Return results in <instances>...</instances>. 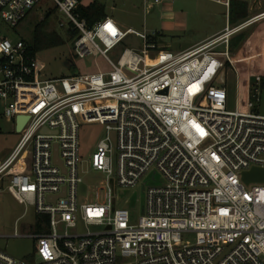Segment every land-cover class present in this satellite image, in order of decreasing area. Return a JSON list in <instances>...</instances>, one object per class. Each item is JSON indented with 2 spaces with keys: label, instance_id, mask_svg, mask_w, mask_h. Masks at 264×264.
I'll return each instance as SVG.
<instances>
[{
  "label": "built area",
  "instance_id": "1",
  "mask_svg": "<svg viewBox=\"0 0 264 264\" xmlns=\"http://www.w3.org/2000/svg\"><path fill=\"white\" fill-rule=\"evenodd\" d=\"M40 1L0 0V19L16 26ZM53 1L78 32L73 56L101 54L110 68L40 79L27 42L0 35V118L16 128L18 117H28L0 161V192L48 215L47 229L32 234L33 259L0 249V264H264V182L242 179L264 168L263 78L251 82L248 110L240 106L239 75L236 106L228 108L225 78L235 67L232 38L264 20V10L232 22V0H214L227 7L225 26L173 51L159 30L125 28L109 15L90 24L77 12L79 0ZM143 1L147 9L175 0ZM130 34L140 47L125 45ZM84 121L106 129L88 164L106 176L95 186L103 202L79 195ZM141 183L145 202L133 219L134 202L116 203L114 189Z\"/></svg>",
  "mask_w": 264,
  "mask_h": 264
},
{
  "label": "rangeland",
  "instance_id": "2",
  "mask_svg": "<svg viewBox=\"0 0 264 264\" xmlns=\"http://www.w3.org/2000/svg\"><path fill=\"white\" fill-rule=\"evenodd\" d=\"M92 1L102 4L106 13L114 17L125 28L132 27L140 31L147 29L149 32L159 30L161 32L159 42L173 51L190 47V45L222 29L227 22V7L214 0H175L172 7L169 8L159 5L147 9L143 0H82V3L87 5ZM247 1L249 15L264 10V0ZM49 12V25L45 30L49 33L57 32L64 42L37 53L40 79L110 68L101 54L89 55L86 58L73 56V41L69 32L68 19L59 11L53 0H41L16 26L0 19V35H6L12 40L23 38L30 42L34 37L35 25ZM61 22H64V25H61ZM261 22L263 20L240 32L245 34L244 38L239 40L235 48H230L232 65L237 69L235 67L225 69L226 83L232 93L229 95L228 108L232 109L236 106V94L234 93L236 76L239 75L242 81L240 106L243 110H248L252 81L248 79V72L245 68H249L255 73L264 70V34H259V30L262 29ZM125 42L127 47H140L142 44L141 39L133 34H130ZM109 55L115 58L113 52ZM258 111L264 114V82H262V98ZM105 133V126L97 121L81 123L79 130L80 153L87 169V172L83 173L84 182L79 186L81 202L104 201V190H99L97 200L95 189L100 185V179L104 180L106 176L102 171L94 169L91 165L89 167L88 164L91 162L98 140ZM20 136L21 133L15 128L12 119L0 118V161L13 150ZM31 149L32 146H28L23 152V162L30 159ZM24 167L26 169L28 166L24 165ZM149 180L150 177L145 178L146 186L150 184ZM146 186L141 183L136 187L123 190L114 189L117 196L116 203H126V198L134 202L133 219H137L142 212ZM121 195L124 197L122 198ZM36 214L34 207L26 208L8 190H2L0 192V249L20 259L27 258L32 254L35 250V238L32 234L37 232ZM80 227L79 225V230L85 229ZM91 229H97V227ZM15 231L18 232V235L15 234Z\"/></svg>",
  "mask_w": 264,
  "mask_h": 264
},
{
  "label": "trees",
  "instance_id": "3",
  "mask_svg": "<svg viewBox=\"0 0 264 264\" xmlns=\"http://www.w3.org/2000/svg\"><path fill=\"white\" fill-rule=\"evenodd\" d=\"M82 0H79L78 6H77V12L80 14L81 17H85L90 24H94L96 21L103 19L106 17L107 13L104 9V6L102 4H98L95 1L90 2L89 4L85 5L81 3ZM57 6V5H56ZM50 15V12L44 17L40 22H38L34 27V37L32 41L27 42L28 48L30 51V54L32 56H37V53L43 49L54 47L56 45L62 44L64 40L60 35L55 32H46L47 27L49 25L48 17ZM249 15V3L247 0H232L231 2V8H230V20L232 22H236L240 19H243ZM46 24V25H45ZM262 29L259 30V34H264V20L261 22ZM46 29V30H45ZM69 32L71 33L72 41L75 39V37L78 35V32L76 30H73L69 28ZM244 33H239L237 36L232 38L230 48H235L237 46V43L239 40H242L244 38ZM244 69V67H243ZM246 72H248V79L251 81L254 80L255 76L260 74L263 78L264 82V70L259 73H255L252 70H249V68H245ZM252 71V72H251ZM241 80L239 83L240 91H241ZM130 207H132L133 202L131 201L128 204ZM48 219V215L46 214H36V230L37 231H44L46 230V226L42 224V220ZM27 259L32 260L33 254H30Z\"/></svg>",
  "mask_w": 264,
  "mask_h": 264
},
{
  "label": "water",
  "instance_id": "4",
  "mask_svg": "<svg viewBox=\"0 0 264 264\" xmlns=\"http://www.w3.org/2000/svg\"><path fill=\"white\" fill-rule=\"evenodd\" d=\"M21 118H23L25 121L28 117L27 116H20L18 117V124L16 126V129L19 131V126L21 124ZM24 123V122H23ZM242 179L243 181L248 184L250 182H256V181H263L264 182V168L261 167H253L249 170H246L242 173Z\"/></svg>",
  "mask_w": 264,
  "mask_h": 264
},
{
  "label": "crops",
  "instance_id": "5",
  "mask_svg": "<svg viewBox=\"0 0 264 264\" xmlns=\"http://www.w3.org/2000/svg\"><path fill=\"white\" fill-rule=\"evenodd\" d=\"M81 3H82V1H81ZM169 8V7H172V5H165V8ZM106 16H108V14L106 15ZM110 16V15H109ZM167 16V15H166ZM114 18V17H113ZM167 22V21H166ZM167 23H169V22H167ZM221 30V29H220ZM220 30H218V31H215L214 33H212V34H210V35H208L207 37H205V38H203L202 40H204V39H207V38H209V37H211L212 35H214V34H216L217 32H219ZM201 40V41H202ZM26 41V40H25ZM201 41H199V42H201ZM199 42H197V43H199ZM197 43H194V44H192V45H195V44H197ZM192 45H190V47L192 46ZM187 48H189V47H185V48H182V49H178V50H176V51H181V50H184V49H187Z\"/></svg>",
  "mask_w": 264,
  "mask_h": 264
},
{
  "label": "bare ground",
  "instance_id": "6",
  "mask_svg": "<svg viewBox=\"0 0 264 264\" xmlns=\"http://www.w3.org/2000/svg\"><path fill=\"white\" fill-rule=\"evenodd\" d=\"M24 119L23 118H21V124H20V126H19V129L22 127V125H23V121Z\"/></svg>",
  "mask_w": 264,
  "mask_h": 264
}]
</instances>
